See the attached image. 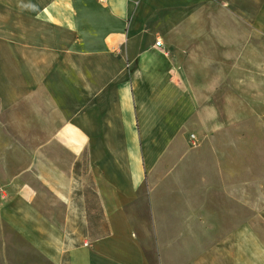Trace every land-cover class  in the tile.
<instances>
[{
    "label": "crops",
    "instance_id": "1",
    "mask_svg": "<svg viewBox=\"0 0 264 264\" xmlns=\"http://www.w3.org/2000/svg\"><path fill=\"white\" fill-rule=\"evenodd\" d=\"M261 108L264 0H0V264H264Z\"/></svg>",
    "mask_w": 264,
    "mask_h": 264
},
{
    "label": "rangeland",
    "instance_id": "2",
    "mask_svg": "<svg viewBox=\"0 0 264 264\" xmlns=\"http://www.w3.org/2000/svg\"><path fill=\"white\" fill-rule=\"evenodd\" d=\"M251 89H253V88H251ZM234 95H235V93H234ZM258 110V109H257ZM260 113H261V116H264V108H261L260 109ZM254 113H253V109H251V108H248L247 110H246V120H245V124L243 125V128L245 129V131H251L252 130V121H253V117H255V116H252ZM235 117V113H233L232 115H230V119H232V120H234V119H236V118H234ZM251 119H252V121H251ZM255 123H256V125L255 124H253V126H255L256 127V131L258 132L257 134H258V137H259V140L257 141V143H258V146L256 147V146H253V143L252 142H250V141H246V142H244V145L241 143V145L242 146H236V147H239V149H245L246 151H250V150H264V132H263V130H264V127H263V125H262V128H263V130L259 127V125L257 124V122L255 121ZM232 129V128H231ZM234 132H240V131H242V129L241 128H237V127H235V128H233L232 129ZM231 143L229 142V145H230ZM261 144H262V146H261ZM228 148H229V150H232V149H235L234 147H230V146H228ZM260 152V151H259ZM248 152H246V154H247ZM256 161L257 163H259V161L261 160V158H260V155L259 154H255V153H253V154H251L250 155V153L248 154V155H246L245 157H244V161H245V164L246 163H252L253 161ZM145 210V209H144ZM1 227H0V230H2L3 229V231H5L4 230V227H3V225H0ZM3 235L0 233V242L3 240ZM148 251H149V255H150V258L152 259V261H154L155 262V254H154V249H153V247H151L150 246V248L148 249Z\"/></svg>",
    "mask_w": 264,
    "mask_h": 264
},
{
    "label": "built area",
    "instance_id": "3",
    "mask_svg": "<svg viewBox=\"0 0 264 264\" xmlns=\"http://www.w3.org/2000/svg\"><path fill=\"white\" fill-rule=\"evenodd\" d=\"M162 43L160 41L157 42V45L160 46Z\"/></svg>",
    "mask_w": 264,
    "mask_h": 264
}]
</instances>
